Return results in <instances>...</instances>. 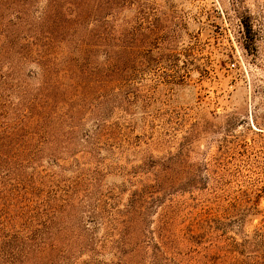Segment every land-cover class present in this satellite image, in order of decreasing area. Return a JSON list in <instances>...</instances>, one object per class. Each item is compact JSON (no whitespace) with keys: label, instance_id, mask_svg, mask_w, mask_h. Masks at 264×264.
I'll return each mask as SVG.
<instances>
[{"label":"rangeland","instance_id":"374dc122","mask_svg":"<svg viewBox=\"0 0 264 264\" xmlns=\"http://www.w3.org/2000/svg\"><path fill=\"white\" fill-rule=\"evenodd\" d=\"M94 5L96 33L131 60V99L123 111L104 98L75 131H56L48 151L67 157L47 180L81 192L56 220L54 252L30 264H62L60 251L70 264H264V0ZM41 77L20 81L33 94ZM22 195L6 191L0 210ZM135 198L140 214L114 223Z\"/></svg>","mask_w":264,"mask_h":264},{"label":"trees","instance_id":"16d2710c","mask_svg":"<svg viewBox=\"0 0 264 264\" xmlns=\"http://www.w3.org/2000/svg\"><path fill=\"white\" fill-rule=\"evenodd\" d=\"M95 17L94 0H0V201H6L8 190L23 192L18 204L13 201L9 208L4 202L0 210V264H30L32 256L47 260L57 247L52 243L56 220L80 195V182L47 180L51 175L45 166L54 168L67 157L48 151L56 131H75L104 98L120 100L123 111L130 103L135 77L131 60L112 54L103 43L107 39L96 33ZM30 65L37 69L25 75ZM21 76H42V84L29 94ZM105 130L102 119L94 132ZM91 135L84 133L87 142ZM45 157L50 164H43ZM31 166L34 172L28 177ZM46 181L52 189L44 194L41 185ZM141 208L133 199L127 210L113 211L119 217L112 216L114 223L127 228ZM118 249L122 256L127 253ZM60 254L62 264H70L71 257Z\"/></svg>","mask_w":264,"mask_h":264}]
</instances>
